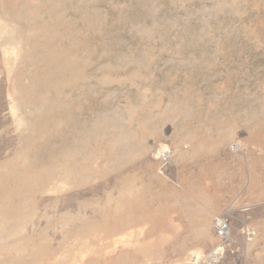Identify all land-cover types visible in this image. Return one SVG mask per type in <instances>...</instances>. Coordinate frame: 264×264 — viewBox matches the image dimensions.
<instances>
[{"label":"rangeland","instance_id":"rangeland-1","mask_svg":"<svg viewBox=\"0 0 264 264\" xmlns=\"http://www.w3.org/2000/svg\"><path fill=\"white\" fill-rule=\"evenodd\" d=\"M0 264H264V0H0Z\"/></svg>","mask_w":264,"mask_h":264},{"label":"built area","instance_id":"built-area-1","mask_svg":"<svg viewBox=\"0 0 264 264\" xmlns=\"http://www.w3.org/2000/svg\"><path fill=\"white\" fill-rule=\"evenodd\" d=\"M230 226L227 220L221 219L219 221V225L217 226V230L221 236H226L229 232ZM227 231V232H226Z\"/></svg>","mask_w":264,"mask_h":264},{"label":"bare ground","instance_id":"bare-ground-1","mask_svg":"<svg viewBox=\"0 0 264 264\" xmlns=\"http://www.w3.org/2000/svg\"><path fill=\"white\" fill-rule=\"evenodd\" d=\"M217 219V218H216ZM221 220V218L219 217L218 219H217V222H216V225L218 226L219 225V221ZM227 232V231H226ZM218 250H220V248L218 249ZM219 253L218 254H216V253H214L213 254V256L215 257V258H218L219 257ZM218 260V259H217Z\"/></svg>","mask_w":264,"mask_h":264}]
</instances>
